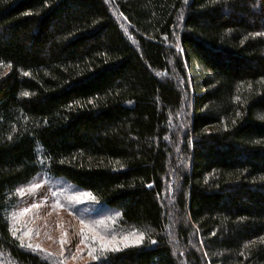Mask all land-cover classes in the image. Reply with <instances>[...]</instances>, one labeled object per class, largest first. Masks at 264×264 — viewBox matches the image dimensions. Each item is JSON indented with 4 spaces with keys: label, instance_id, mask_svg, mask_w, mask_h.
Segmentation results:
<instances>
[{
    "label": "trees",
    "instance_id": "1",
    "mask_svg": "<svg viewBox=\"0 0 264 264\" xmlns=\"http://www.w3.org/2000/svg\"><path fill=\"white\" fill-rule=\"evenodd\" d=\"M38 176L141 238L101 264H264V0H0V264H63Z\"/></svg>",
    "mask_w": 264,
    "mask_h": 264
},
{
    "label": "rangeland",
    "instance_id": "2",
    "mask_svg": "<svg viewBox=\"0 0 264 264\" xmlns=\"http://www.w3.org/2000/svg\"><path fill=\"white\" fill-rule=\"evenodd\" d=\"M22 193L16 210L22 212V242L63 264H101L108 252L141 240L116 234L118 226L95 216L94 208L64 181L38 176ZM28 221L34 224L27 225Z\"/></svg>",
    "mask_w": 264,
    "mask_h": 264
}]
</instances>
